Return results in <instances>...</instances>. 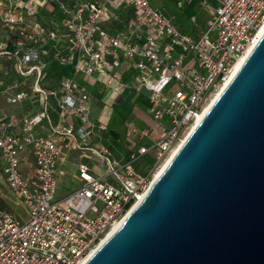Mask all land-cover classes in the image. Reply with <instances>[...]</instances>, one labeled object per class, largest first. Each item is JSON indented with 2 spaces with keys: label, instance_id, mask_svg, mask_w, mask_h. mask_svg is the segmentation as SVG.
<instances>
[{
  "label": "built area",
  "instance_id": "1",
  "mask_svg": "<svg viewBox=\"0 0 264 264\" xmlns=\"http://www.w3.org/2000/svg\"><path fill=\"white\" fill-rule=\"evenodd\" d=\"M17 2L3 17L14 39L0 55L11 60L20 78L32 75L33 83L28 89H6L5 99L12 105L31 100L39 107L35 114L20 116L18 132L8 131L0 117L2 176L27 213L23 221L0 206V264H84L149 187L156 167L185 135L228 70L256 44L264 28V0H199L209 18L197 34L179 30L172 17L149 0ZM49 5L58 9L54 28L26 20ZM123 11L132 16L122 27L103 26ZM29 27L36 37L28 33ZM64 34L69 45L57 48L55 56L73 62L77 75H88L105 88L148 92L155 122L148 127L128 125L143 143L125 161L115 158L103 141L93 142L95 129L105 130L106 125L90 120L92 94L85 85L67 76L51 77L49 87L42 84L45 64L27 41L38 44ZM123 58L124 68L133 69L127 80L117 70ZM3 71L0 65V77ZM172 85L176 89L168 95ZM28 146L30 163L23 155ZM70 146L95 153L106 172L99 175L90 164L80 163L79 184L54 200L57 167ZM151 148L157 149L155 163L141 171L137 165Z\"/></svg>",
  "mask_w": 264,
  "mask_h": 264
},
{
  "label": "water",
  "instance_id": "2",
  "mask_svg": "<svg viewBox=\"0 0 264 264\" xmlns=\"http://www.w3.org/2000/svg\"><path fill=\"white\" fill-rule=\"evenodd\" d=\"M84 264H264V32Z\"/></svg>",
  "mask_w": 264,
  "mask_h": 264
},
{
  "label": "rangeland",
  "instance_id": "3",
  "mask_svg": "<svg viewBox=\"0 0 264 264\" xmlns=\"http://www.w3.org/2000/svg\"><path fill=\"white\" fill-rule=\"evenodd\" d=\"M153 1L156 5H159L162 7L164 13L174 15L171 10H169V3L168 1H162V0H150ZM14 4V3H13ZM181 4L179 3V6ZM182 6V5H181ZM208 11V9L206 8ZM169 15V16H170ZM2 23V22H1ZM5 27V26H4ZM46 45L50 47V49L44 53L42 52L40 54V59L42 63L45 64V70H44V77L42 81L44 82L45 87H49L50 85V78L51 73L53 71L51 60L59 61V59L55 56V51L57 48H67L69 45L68 37L66 34L62 35L59 39H52L48 40L46 42ZM6 60V65L4 63L5 60H0V65L3 66V71L1 73L0 77V111L4 108L5 105L8 103L6 102L5 96V90L8 89V87L11 88H30L33 83V77L32 75L26 76V78L22 79L17 75V72L13 68V66H9V63L11 60H7L6 58H2ZM66 63V62H63ZM6 66H8L6 68ZM2 71V69H1ZM50 75V76H49ZM79 77L84 80V84L86 86H92L93 79H91L90 76L85 74H79ZM45 78V79H44ZM8 79L13 80L14 84L15 82H18L17 84H13V82L9 85H7ZM20 82V83H19ZM176 89V85H172L168 90H166V93L168 95H172L173 92ZM124 88L121 86L117 87H107L103 90L101 95V100L103 104H99L96 102V100L93 99L89 106V112H90V119H97L95 120V123H105L106 119L109 116L111 106L113 105L115 109V113H122L123 121L117 123L122 124L116 125L117 131H121V139L114 140L112 137H109L107 139V142L111 144V149L114 153V155L117 157V159H121V161H125L128 158V155L130 152L135 150L139 144H141L143 141L139 136L134 133L130 132L128 127L125 125L124 122L129 123V125L133 124L135 126H138L137 124L140 123V120H144L145 116L143 115V112H141L139 109L138 104L134 103V100L127 99V95L124 94V100L120 101L119 98L123 92ZM9 105V104H8ZM19 105V104H17ZM113 112V110H112ZM148 114L151 115V111L149 110ZM104 121V122H103ZM154 120L151 117L150 125L154 124ZM106 124V123H105ZM108 126V124H107ZM145 127H148V124L145 125ZM102 129H95V135L93 142H99L106 140V135L102 133ZM124 133V134H123ZM105 139H104V138ZM154 153L150 152V154L146 157L141 158V162L138 163L137 167L140 168V165L146 163L149 165L151 162L154 161ZM29 161L27 160V163ZM80 163H86L90 164V166L93 168V171L99 175H102L106 172L105 168L99 165V157L92 152H83L76 148L75 146H70L68 149L65 150V160L64 164L61 167V174H57L56 176V186H55V192H54V200H59L66 194H68L70 191L76 188L78 185L79 177L77 174V166ZM154 163V162H153ZM150 167V166H149ZM146 169V168H145ZM145 169H140L141 171ZM0 206L6 210H9L13 214H15L19 219L25 221L27 217V213L25 210L24 205L17 199V195L10 190L5 182L3 181L1 177V168H0Z\"/></svg>",
  "mask_w": 264,
  "mask_h": 264
},
{
  "label": "crops",
  "instance_id": "4",
  "mask_svg": "<svg viewBox=\"0 0 264 264\" xmlns=\"http://www.w3.org/2000/svg\"><path fill=\"white\" fill-rule=\"evenodd\" d=\"M18 0H0V49H3V47H5V45L8 47H10V42L14 39V33L12 31H10L5 25H4V21H3V17L6 15V12L9 8H11L10 4L14 3H18ZM150 1V0H149ZM164 1H168L169 3V10H171L173 13H175L174 15H170L172 17V20L175 24V26L183 31V32H187V33H193V34H197L200 31L204 30L205 26H206V22L209 18V12L206 10V8L200 4L199 0H194L191 3H185L179 6V3L173 1V0H162ZM150 3L153 6L159 7L161 9H163L162 7H160L159 5H156L153 1ZM54 8L56 9L55 5H49L46 10L47 12H53ZM164 10V9H163ZM119 12V11H118ZM123 14L119 15L118 19H116L115 21H111V22H105L103 24V26H105L107 29L109 28H120L123 26V24L127 23L128 20L130 19V17L132 16V13L130 12H122ZM32 20V19H30ZM2 22V23H1ZM32 23V22H31ZM5 26V27H4ZM28 33L32 34L33 37H36V34L30 29V27L27 29ZM47 42V41H46ZM45 41L34 43L32 41L28 42L27 41V45L32 46L33 49H36V51L38 53H42V50L44 51V53H46L50 47L46 45ZM5 58L3 55H0V60H5L2 59ZM124 62L125 59H122V64L120 65V67L117 69L118 73L121 76V79L123 80H127L129 78H131V75L133 73V69L131 68L130 70H126L124 68ZM5 65H6V60L4 61ZM51 65L53 68L52 73L50 74L51 77H60V76H67V77H73L78 83L85 85L84 80L82 78L79 77V75H77L74 72V63L73 62H66L63 63L61 61H56V60H51ZM9 66H11V62L9 63ZM8 67V66H6ZM46 69V68H45ZM49 75V76H50ZM45 79V78H44ZM14 83L13 80L8 79L7 81V85H9V83ZM42 84L44 85V82L42 81ZM50 86V85H49ZM86 86V85H85ZM92 86H86V88L88 89L89 92H91L92 97L94 100H96L97 103L99 104H103L102 100H101V95L103 90L105 89V87L102 84L99 83H92ZM9 91H14L16 90V88H11L8 87ZM124 94L127 95V99L130 100H134V98L137 100L134 101L135 104H138L141 112H143V115L145 116L144 120H140V123L137 124L138 127H145L146 124H148V126L150 125L151 122V115L148 114L149 110H150V102L149 99H147V104L143 105V104H139L140 101H142V93L140 92H136L134 89H124L119 100L123 101L124 100ZM138 98V99H137ZM92 101V100H91ZM38 104L37 102L31 101V100H25L23 101L21 104L19 105H12V104H7L4 106L3 109H1L2 111H0V117L4 119V121L7 124V130L11 131V132H18L19 131V120H20V116L23 114H35L36 111L38 110ZM114 106H111V110L109 113L108 118L105 121V125H106V129L102 131V133L104 135H106V142L107 139L110 140L109 137H112L114 140H118L119 138L121 139V137H123V135H121V131H117L116 129V125H121L122 124H117L121 121H123V115L122 113H115V109H113ZM113 110V112H112ZM54 116V115H53ZM89 118H90V112H89ZM55 116L54 119L55 120ZM91 120V119H90ZM95 120L97 119H93L92 121L95 122ZM76 121V119H74V122ZM104 122V121H103ZM125 125L128 127L129 123L124 122ZM108 124V126H107ZM124 134V133H123ZM104 138V137H103ZM104 138V139H105ZM24 155V159H26V161L28 160L29 163L32 162V156H31V149L28 146L26 148V150L23 153ZM119 160V159H118ZM64 163H60L57 167V174H61L62 170L61 167ZM1 165V164H0ZM1 168V166H0ZM1 177L3 179L2 176V171H1ZM4 181V179H3ZM79 184V181H78Z\"/></svg>",
  "mask_w": 264,
  "mask_h": 264
},
{
  "label": "bare ground",
  "instance_id": "5",
  "mask_svg": "<svg viewBox=\"0 0 264 264\" xmlns=\"http://www.w3.org/2000/svg\"><path fill=\"white\" fill-rule=\"evenodd\" d=\"M264 32V28L260 31L259 35L257 36V39L255 41V43L258 41L259 37L262 35V33ZM254 45H252L248 51L242 56L240 57L233 65L232 67L228 70V72L226 73V75L224 76V78L220 81V83L217 85L216 89L213 91V93L209 96V98L207 99L206 103L204 104L202 110L200 111V113L198 114V116L196 117V119L194 120V122L192 123V125L190 126V128L187 130V132L185 133V135L181 138V140L175 145V147L172 148V150L169 152V154L166 156V158L159 163V165L156 167V169L153 172V176L151 178L150 184L152 183V181L158 177L160 175V173L163 171V169L166 167L167 163L169 162V160L171 159V157L174 155V153L177 151V149L179 148V146L182 144V142L184 141L185 137L189 134V132L194 128V126L198 123V121L202 118V116L204 115V113L207 111V109L209 108V106L211 105V103L214 101V99L217 97V95L220 93V91L224 88V86L229 82V80L231 79V77L234 75V73L238 70V68L240 67V65L243 63V61L245 60V58L247 57V55L249 54V52L252 50ZM148 189V188H147ZM147 189L138 197V199L133 203V205L131 206V208L140 200L142 199V197L144 196V194L146 193ZM130 208V209H131ZM130 209L121 216L120 219H118L117 221H115V223L111 226V228L109 229V231L107 232V234L100 240L99 244L101 242H103L108 236H110L122 223V221L124 220V218L126 217L127 213L130 211ZM95 250V248H94ZM91 251L92 252L94 251Z\"/></svg>",
  "mask_w": 264,
  "mask_h": 264
},
{
  "label": "trees",
  "instance_id": "6",
  "mask_svg": "<svg viewBox=\"0 0 264 264\" xmlns=\"http://www.w3.org/2000/svg\"><path fill=\"white\" fill-rule=\"evenodd\" d=\"M57 13H58V9L56 8H54V11L53 12H47V10L45 9V8H43V9H41L39 12H36L34 15H31V16H27L26 17V20L27 21H29V22H32V21H38V22H40V23H42V25L45 27H51V28H54L55 27V25H56V22H57V18H58V16H57ZM30 19H32V20H30ZM136 92H140V93H142V95H143V97H142V101H140V103L139 104H143V105H145V104H147L148 102H147V99H148V92L147 91H145V90H143V89H141V90H135ZM138 99V98H137ZM136 99L134 98V101H135ZM137 101V100H136ZM135 101V102H136ZM107 146H108V148H109V150L111 151V153H112V155L115 157V158H117L115 155H114V153H113V151H112V149H111V144H109L108 142H106V140H104L103 141ZM143 143V142H142ZM141 143V144H142ZM145 144H148L147 142H144ZM156 148H151L145 155H144V157H146V156H148L149 154H150V152H153L154 153V158H155V153H156ZM119 159V158H118ZM120 161H121V159H119ZM141 162V161H140ZM154 163H155V159H154V161H153ZM153 162H151L149 165H147L146 163H144L143 162V164H141L140 165V168H139V170L141 169H145V170H143V171H146L148 168H150L151 166H153L154 165V163ZM150 166V167H149Z\"/></svg>",
  "mask_w": 264,
  "mask_h": 264
}]
</instances>
